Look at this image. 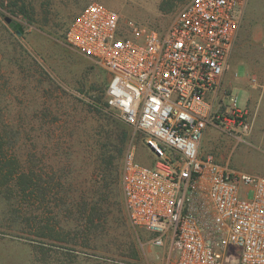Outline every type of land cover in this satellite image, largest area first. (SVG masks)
<instances>
[{
    "label": "rangeland",
    "instance_id": "obj_1",
    "mask_svg": "<svg viewBox=\"0 0 264 264\" xmlns=\"http://www.w3.org/2000/svg\"><path fill=\"white\" fill-rule=\"evenodd\" d=\"M186 1L0 0V264H175L129 222L118 176L123 157L112 163L97 159L112 120L119 118L105 106V73L73 52L63 36L73 15L92 2L112 8L122 21L166 27ZM18 11L26 17L16 16ZM263 24L264 0H244L239 30L246 36L238 38L225 70L233 77L240 66L238 75L253 87L254 97L247 99L243 91L230 92L238 108L246 107L251 145L235 144L216 131L207 146L218 162L262 176ZM132 138L139 161L151 164L130 128L127 146ZM31 167L40 170L42 185L51 191L40 210L30 196L18 193ZM62 193L71 212L59 205ZM82 195L87 206L79 212Z\"/></svg>",
    "mask_w": 264,
    "mask_h": 264
},
{
    "label": "built area",
    "instance_id": "obj_2",
    "mask_svg": "<svg viewBox=\"0 0 264 264\" xmlns=\"http://www.w3.org/2000/svg\"><path fill=\"white\" fill-rule=\"evenodd\" d=\"M243 5L187 0L155 27L92 2L64 31L65 44L105 73L106 108L151 158L139 161L132 138L120 167L123 203L130 224L175 264H264V176L200 155L207 127L250 144L246 113L219 91Z\"/></svg>",
    "mask_w": 264,
    "mask_h": 264
},
{
    "label": "trees",
    "instance_id": "obj_3",
    "mask_svg": "<svg viewBox=\"0 0 264 264\" xmlns=\"http://www.w3.org/2000/svg\"><path fill=\"white\" fill-rule=\"evenodd\" d=\"M15 15L18 17H26V15L23 12H15ZM11 27H14V24L10 25ZM20 31V30H19ZM106 106V104H105ZM112 120L110 130L106 132L104 140L107 141V143H104V146L101 151L98 150V155L97 159L99 161H104L106 163H112L114 160H120L124 156V152L126 150L127 144L130 139V127L127 126L125 123L120 121L119 119ZM4 168L1 167L0 171ZM4 172V171H3ZM119 185L121 189V184H120V171H119ZM118 176L116 172L114 171V175L111 180V185L114 187V189L117 188L118 185ZM29 178V179H28ZM5 180V178L3 177ZM43 181L41 178V172L39 169L31 167L29 169V173L27 174V181L19 187L18 193H24L25 197L30 196L31 201L32 199L34 200L35 203H37L36 210H40L43 205H45V202L47 201V196L51 194V191L44 188L42 185ZM4 184V183H3ZM61 186V185H60ZM59 186V189L61 187ZM62 192V191H60ZM122 192V191H121ZM65 193H68V191H65ZM65 193H62V196H60L58 202L60 203V207L63 205H67V208L65 209L66 212H71L70 211V203H67V199L65 198ZM81 197V203L79 204L80 206L77 208V211L80 212V210H84L85 207L87 206L86 203V198L82 195ZM79 197V198H80ZM124 205V203H123ZM96 203L92 206V210H96ZM30 208H32V205L30 204ZM32 221L34 225H36V219H37V224L40 223L39 217L37 215L32 216ZM37 217V218H36ZM69 217V216H68ZM79 217V216H78ZM26 222V221H25ZM58 224V223H56ZM40 230L39 228L36 230L35 234L40 235Z\"/></svg>",
    "mask_w": 264,
    "mask_h": 264
},
{
    "label": "crops",
    "instance_id": "obj_4",
    "mask_svg": "<svg viewBox=\"0 0 264 264\" xmlns=\"http://www.w3.org/2000/svg\"><path fill=\"white\" fill-rule=\"evenodd\" d=\"M82 9V8H81ZM80 9V10H81ZM79 10V11H80ZM78 11V12H79ZM245 11V10H244ZM77 12V13H78ZM76 13V14H77ZM74 16V15H73ZM264 25V24H263ZM262 32V31H261ZM240 36H246V34L241 31V30H238V33H237V37L233 43V46H232V49H231V52L229 54L232 55V53L234 52L235 50V47H236V44H237V40L238 38H240ZM238 67L240 66H236L234 68L235 70V75L233 77H231L229 74H226V72L224 71L222 77H221V81H220V87H219V91L220 92H225V91H228V93L232 92L233 90H236V91H243L244 95L247 94L246 96V99L247 98H251V97H254V90H253V87L252 86H249V87H246L247 84H246V81H244V79L242 78L241 75H238L237 73V69ZM226 70V69H225ZM246 107H244L242 110H244V112L246 113ZM247 114V113H246ZM216 131L220 132L219 130L215 129V128H212V127H207L204 132H203V136H202V139L200 141V155L202 156H206L210 153V151H208L209 147L208 146V143L209 142H212L214 140H216ZM222 133V132H221ZM224 134V133H223ZM226 135V134H225ZM227 136V135H226ZM229 137V136H228ZM249 137V136H248ZM230 138V137H229ZM249 140V139H248ZM249 142V141H248ZM250 143V142H249ZM235 144H237L235 142ZM251 145V144H250ZM210 155V154H209ZM217 163L219 164H227L226 163H221V162H218L217 160H215Z\"/></svg>",
    "mask_w": 264,
    "mask_h": 264
},
{
    "label": "water",
    "instance_id": "obj_5",
    "mask_svg": "<svg viewBox=\"0 0 264 264\" xmlns=\"http://www.w3.org/2000/svg\"><path fill=\"white\" fill-rule=\"evenodd\" d=\"M5 21H6V23H8L9 25H12V24H13L12 21H11V19L8 18V17L5 18ZM17 33H19V30L17 31Z\"/></svg>",
    "mask_w": 264,
    "mask_h": 264
}]
</instances>
